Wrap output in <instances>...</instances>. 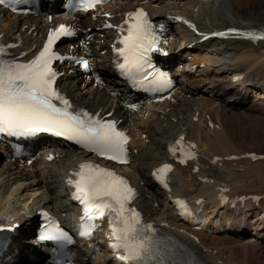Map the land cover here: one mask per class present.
Returning <instances> with one entry per match:
<instances>
[{
	"label": "bare ground",
	"instance_id": "6f19581e",
	"mask_svg": "<svg viewBox=\"0 0 264 264\" xmlns=\"http://www.w3.org/2000/svg\"><path fill=\"white\" fill-rule=\"evenodd\" d=\"M41 1L44 9L30 16H12L0 7V41L15 45L10 49L23 57L35 54L49 29L61 20L84 32L80 41L63 44L61 51L88 56L91 71L85 74L79 66L59 65L64 73L59 87L75 110L84 108L101 116L111 112L131 133L133 158L122 172L128 173L139 189L137 202L145 218L172 236H179L199 263L264 264V159L247 157L264 155V147L248 150L238 145L228 127L234 113L233 101L242 114L257 116L264 122V42L235 37L199 43L202 36L193 38L196 46L190 48L195 54L191 59L170 53L166 60L178 71L186 62L192 63L197 68L195 75L181 76L165 103L133 111L124 108L131 92L126 83L117 80L110 63L108 45L117 38L116 30L101 29L107 21L118 26L138 3L153 8L157 2L118 0L93 19L69 15L63 5L48 11L60 1ZM155 11L157 21L170 27L173 14H187L208 33L231 28L264 31V0H180ZM107 12L112 13L110 18ZM169 30L173 46L179 40ZM88 35L90 39H86ZM97 76L103 81L98 85ZM180 135L196 141L201 149L199 162L189 168L179 167L168 154L170 143ZM7 140L0 142V150L5 151L0 155V226L11 233L0 242V264H45V246L36 240V212L69 206L67 178L85 154L41 138L39 150L31 156L34 163L29 166V158H15L13 145ZM235 156L240 158L234 160ZM163 163L172 169L169 190L157 185L152 177V171ZM22 188L24 192L15 193V189ZM225 196L230 202L223 205ZM176 200L196 204L202 201L208 226L197 230L187 225ZM108 244L106 235L85 241L81 251L88 258L78 264H122ZM31 256L39 260L33 261Z\"/></svg>",
	"mask_w": 264,
	"mask_h": 264
},
{
	"label": "snow or ice",
	"instance_id": "6c2138e0",
	"mask_svg": "<svg viewBox=\"0 0 264 264\" xmlns=\"http://www.w3.org/2000/svg\"><path fill=\"white\" fill-rule=\"evenodd\" d=\"M104 2L79 0L76 10L87 12ZM29 3L31 0H0V5L11 8L13 12L17 11V6ZM184 23L195 30L188 21ZM124 24L127 27L121 25L118 30L126 31L127 34L119 41L122 47L116 49L117 54L123 58V63L117 65L121 73L132 80L134 85L137 82L143 84L150 75L152 80L149 83L155 90L171 87L172 82L167 73L160 72L151 64L149 54L157 50L159 36L147 13L142 9L130 12ZM105 27L113 26L107 24ZM163 27L160 26L161 30ZM230 31L253 42L264 41V31ZM73 35L69 27L60 25L49 33L47 43L39 54L27 63L5 59L6 48L0 46V133L16 137L50 133L72 140L106 160L127 163L128 137L117 129L116 121L97 118L84 110H74L69 99L56 88L61 74L54 69L53 64L62 60V57L53 50V45L62 37ZM214 35L225 36L227 33ZM14 46L9 44L7 48ZM77 62L85 71L89 70L87 60ZM149 68L153 69L152 72L148 71ZM128 107L135 110L136 105ZM182 142L183 137L177 144ZM169 151L176 154L175 148ZM182 155L186 159L195 157V153L190 151L182 152ZM184 162L185 159L180 160V163ZM171 171V165L164 164L153 172V176L163 187L168 188L166 177ZM72 177L67 183L75 189L73 199L82 206L81 237L90 238L98 226L94 221L107 218L109 247L118 254L122 264H194L186 253L180 251L178 255L176 248L158 239L153 225L145 224L141 214L129 206L135 193L124 178L91 162L80 164ZM174 203L181 209L182 216L189 214L184 201L176 200ZM40 239L54 241L62 246L73 242L67 232L55 226L46 230ZM55 264H60V261H55Z\"/></svg>",
	"mask_w": 264,
	"mask_h": 264
},
{
	"label": "rangeland",
	"instance_id": "374dc122",
	"mask_svg": "<svg viewBox=\"0 0 264 264\" xmlns=\"http://www.w3.org/2000/svg\"><path fill=\"white\" fill-rule=\"evenodd\" d=\"M236 105L237 102L235 101L231 103V107L235 108ZM234 108L233 117L229 120L230 125L228 127L230 129L231 136L235 139L236 143L242 147H247L248 150H256V148L264 147V122L255 118L257 116L253 117L249 115V117L248 115L242 114L239 109ZM181 129L184 130L183 127H181ZM143 138H145V136H143ZM4 153V150H0L1 156H3ZM252 153L257 152L254 151ZM21 192H24L23 188L19 190L15 189V193L20 194ZM1 220L5 219L3 218Z\"/></svg>",
	"mask_w": 264,
	"mask_h": 264
}]
</instances>
